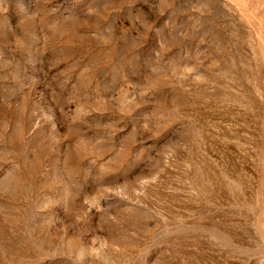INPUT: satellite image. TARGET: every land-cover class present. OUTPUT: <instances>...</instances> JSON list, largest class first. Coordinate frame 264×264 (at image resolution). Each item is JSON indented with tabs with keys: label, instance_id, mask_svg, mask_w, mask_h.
Here are the masks:
<instances>
[{
	"label": "rangeland",
	"instance_id": "1",
	"mask_svg": "<svg viewBox=\"0 0 264 264\" xmlns=\"http://www.w3.org/2000/svg\"><path fill=\"white\" fill-rule=\"evenodd\" d=\"M0 264H264V0H0Z\"/></svg>",
	"mask_w": 264,
	"mask_h": 264
}]
</instances>
